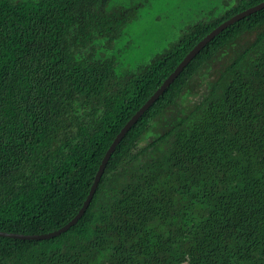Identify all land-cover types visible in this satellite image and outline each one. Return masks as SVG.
<instances>
[{
    "label": "trees",
    "instance_id": "trees-1",
    "mask_svg": "<svg viewBox=\"0 0 264 264\" xmlns=\"http://www.w3.org/2000/svg\"><path fill=\"white\" fill-rule=\"evenodd\" d=\"M262 2L0 0V232L72 220L121 128ZM0 264H264V8L143 112L74 225L0 236Z\"/></svg>",
    "mask_w": 264,
    "mask_h": 264
},
{
    "label": "water",
    "instance_id": "water-1",
    "mask_svg": "<svg viewBox=\"0 0 264 264\" xmlns=\"http://www.w3.org/2000/svg\"><path fill=\"white\" fill-rule=\"evenodd\" d=\"M261 8H264V2L258 4L257 6H253L243 12L233 16L229 20L223 22L218 27H216L213 31H211L207 36H205L200 42H198L192 50L185 56L182 62L175 68V70L164 80L161 86L153 93V95L139 108V110L128 120V122L121 128L120 132L116 135L108 149L106 150L100 165L97 169V172L94 176L93 183L90 187L88 195L83 202L82 207L79 209L78 213L70 220L65 226L60 229L43 234V235H17V234H9L0 232L1 237L15 238V239H24V240H44L55 237L63 232H65L70 226L74 225L80 217L83 215L86 207L88 206L93 193L96 190L97 184L100 180V177L103 173L106 163L108 162L113 150L116 145L120 142L122 137L126 134V132L130 129V127L137 121V119L143 114V112L163 93V91L171 84L174 79L178 76V74L182 71V69L187 65V63L217 34H219L223 29H225L228 25L239 20Z\"/></svg>",
    "mask_w": 264,
    "mask_h": 264
},
{
    "label": "rangeland",
    "instance_id": "rangeland-1",
    "mask_svg": "<svg viewBox=\"0 0 264 264\" xmlns=\"http://www.w3.org/2000/svg\"><path fill=\"white\" fill-rule=\"evenodd\" d=\"M161 7L162 6H159V5H157L156 7H154V12L156 11L157 13H159V11L161 10ZM147 17V16H146ZM173 17H175V16H170V18H173ZM157 18H159V15H157ZM176 18V20H177V22L179 21V19H178V17H175ZM158 20V19H157ZM150 21V20H149ZM161 24V23H160ZM149 25H151V27H153V28H155V27H157L159 24H154L153 23V21H150V24ZM154 31V30H153ZM139 44V46L137 45V44ZM132 46H134V48H137V49H139V48H141V43L139 42V40H137V41H135V43L132 45Z\"/></svg>",
    "mask_w": 264,
    "mask_h": 264
}]
</instances>
